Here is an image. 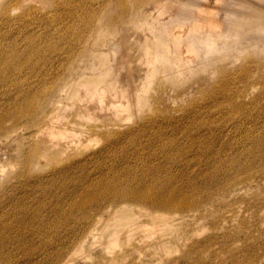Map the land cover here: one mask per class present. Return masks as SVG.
I'll list each match as a JSON object with an SVG mask.
<instances>
[{"label":"rangeland","instance_id":"374dc122","mask_svg":"<svg viewBox=\"0 0 264 264\" xmlns=\"http://www.w3.org/2000/svg\"><path fill=\"white\" fill-rule=\"evenodd\" d=\"M243 1L227 29L225 3L196 0L228 32L177 65L145 19L177 0H0V264H264V0ZM73 122L84 140L43 153ZM156 183L187 206L114 196Z\"/></svg>","mask_w":264,"mask_h":264},{"label":"bare ground","instance_id":"6f19581e","mask_svg":"<svg viewBox=\"0 0 264 264\" xmlns=\"http://www.w3.org/2000/svg\"><path fill=\"white\" fill-rule=\"evenodd\" d=\"M204 1V0H203ZM220 3H222L221 5H223V3H225L226 5V22H227V29H229L231 26L229 25V23H232V21L236 18L239 19V13H241V11L239 9H244V5L246 6V8L248 7L246 2L243 0H219ZM224 1V2H223ZM179 4V7L176 9V13L175 15L172 17V15H170V17L168 18L169 20L164 21L165 17L163 19V17H159L161 15H163V11L161 13V15L157 14L156 15H152L151 18H145L146 21L150 22L151 24V29L149 31L148 37L149 36H153L156 38V43L152 44V49L155 52H157L158 57L160 58H166L167 57V48L166 46L169 45H175V53H177L176 57L177 60L175 62V64L177 65H182L185 63L186 60H184V54L182 56V52L181 49L178 48L179 45H181L183 42H187L189 43V45L191 46L192 49H195L197 51L203 50L208 48V46H211L210 44H215L216 41L218 40L217 38L214 39L215 36H218L220 39L225 38V36L227 35V29L224 28V26L221 27V25H223V23H221L220 21L214 20L211 21L208 18L207 12L203 15H198L195 14L193 11H191L189 8L192 7V5L194 3H196V0H177V2ZM224 6V5H223ZM171 8V7H170ZM206 8V7H205ZM169 9V8H168ZM166 8L165 12L168 10ZM172 10V9H171ZM170 11V10H169ZM174 11V10H173ZM168 13V11H167ZM174 14V13H173ZM203 18H207L206 23H208L210 25V27H202V28H197L199 26L194 25V28H190L188 30V33H186V35H175L176 33L174 32V30L172 29V26L175 24H179V23H184V22H190L191 24H193L194 20H198V19H203ZM160 19V20H159ZM161 19H163L161 21ZM167 19V17H166ZM164 21V22H163ZM229 22V23H228ZM157 23V25H155ZM225 25V24H224ZM147 27H149V24H146ZM148 47V44H146L145 46H143V43L140 44V48L143 50H145V48ZM143 50V51H144ZM11 59H17L18 56H9ZM172 58L174 59L175 56H172ZM98 63V62H97ZM190 63V62H189ZM174 66V64H173ZM108 67L104 68L103 70H101V74L104 75L106 73H108ZM6 75V70H2V65H0V79L3 77H5ZM99 80H80L78 83L79 85L83 84V88L88 89L89 93L95 94V92H93V90H95L96 88H98L101 84ZM105 82V83H104ZM104 84H103V89L105 90V88L107 86H110V83L107 82V79L104 80ZM62 94V93H61ZM79 95V91L77 92H72L70 94V96L73 98L75 96ZM50 102H47L46 106L47 107H51L52 108V112L54 113H60L63 109L65 112L71 105H73V103L68 102L67 104H65V102H62V100L60 99H54L52 97V99L50 98ZM49 114V113H48ZM44 117H46L47 119L45 121H49L52 120L54 118V116H49V115H45ZM5 120V119H4ZM4 120L2 117H0V139L2 136V132L4 131V129L8 128L6 127V124L4 123ZM76 124V122H73L72 125ZM86 129H81L76 127L75 125L72 126L71 128H62V125H56L54 126V129L51 133V141H46L43 145H42V149L44 150L43 153H46V151L53 149V148H59V147H64L68 144L63 143L65 140L69 139L68 141H72L73 142H81L82 140H84V138L87 136L86 135ZM8 135L11 134V131H9L7 133ZM62 136L63 138H65V140L61 143H59L58 147H54L58 144L57 142V138H59L58 136ZM67 142V141H66ZM71 144V143H70ZM156 185L158 186H144L140 189H135V188H131L128 191L124 190V188H120L118 187L116 189V194L114 195L115 197L118 198H122L124 200H131V199H138L139 201H144L147 202L151 205V207H156V208H168V209H173L176 207H185L187 206L186 201H181L179 200V198H182L184 196H181L178 192L179 189H177L176 187L173 186H166V187H162L160 186L158 183H156ZM127 191V192H126ZM104 193H100V195H106L108 193H106V191H101ZM177 193L179 194L177 196ZM98 192L95 191H91L88 192L87 194L83 195L79 201V204L84 205L86 203H91L94 199L98 198ZM183 199V198H182ZM148 215V214H146ZM149 216V215H148Z\"/></svg>","mask_w":264,"mask_h":264}]
</instances>
